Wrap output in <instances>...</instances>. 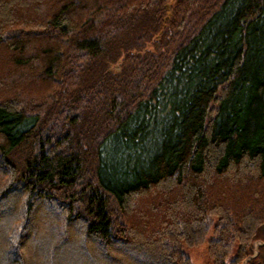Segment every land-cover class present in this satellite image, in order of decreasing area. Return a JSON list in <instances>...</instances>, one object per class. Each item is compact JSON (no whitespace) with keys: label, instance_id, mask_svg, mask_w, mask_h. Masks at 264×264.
Returning <instances> with one entry per match:
<instances>
[{"label":"trees","instance_id":"obj_1","mask_svg":"<svg viewBox=\"0 0 264 264\" xmlns=\"http://www.w3.org/2000/svg\"><path fill=\"white\" fill-rule=\"evenodd\" d=\"M207 238L264 264V0H0V264Z\"/></svg>","mask_w":264,"mask_h":264},{"label":"rangeland","instance_id":"obj_2","mask_svg":"<svg viewBox=\"0 0 264 264\" xmlns=\"http://www.w3.org/2000/svg\"><path fill=\"white\" fill-rule=\"evenodd\" d=\"M208 238L198 246H183L185 252L191 257L193 264H213V261L208 254ZM259 244H261L260 241L255 242L256 246Z\"/></svg>","mask_w":264,"mask_h":264}]
</instances>
